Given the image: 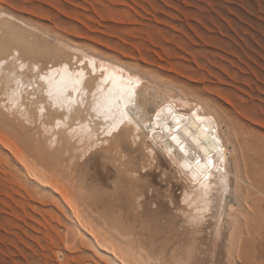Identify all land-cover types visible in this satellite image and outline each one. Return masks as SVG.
I'll return each instance as SVG.
<instances>
[{
  "label": "bare ground",
  "instance_id": "1",
  "mask_svg": "<svg viewBox=\"0 0 264 264\" xmlns=\"http://www.w3.org/2000/svg\"><path fill=\"white\" fill-rule=\"evenodd\" d=\"M190 117L217 140L184 156L167 140L189 134ZM241 129L228 135L209 103L0 5V153L72 214L69 247L79 236L116 264L213 262L239 213L264 219V134Z\"/></svg>",
  "mask_w": 264,
  "mask_h": 264
},
{
  "label": "rangeland",
  "instance_id": "2",
  "mask_svg": "<svg viewBox=\"0 0 264 264\" xmlns=\"http://www.w3.org/2000/svg\"><path fill=\"white\" fill-rule=\"evenodd\" d=\"M0 5L209 103L230 136L239 127L244 138L253 130L264 134V0H0ZM234 146L245 192L248 156L238 141ZM3 156L0 264H116L79 236L69 247L70 231L81 233L72 214L25 181L24 172ZM237 216L224 231L230 247L221 246V257L214 252L210 264H264V219Z\"/></svg>",
  "mask_w": 264,
  "mask_h": 264
},
{
  "label": "snow or ice",
  "instance_id": "3",
  "mask_svg": "<svg viewBox=\"0 0 264 264\" xmlns=\"http://www.w3.org/2000/svg\"><path fill=\"white\" fill-rule=\"evenodd\" d=\"M129 95L131 96V95H134V93H132L131 92V90L129 91ZM125 115H127V113H125ZM157 115H159L158 113H157ZM177 123H178V121H177ZM171 139L173 140V141H175L177 144H180V141H179V139H178V137H176V136H172L171 137ZM214 139V138H213ZM182 152H184L185 151V148L183 147V146H181V149H180ZM169 151H171V148H169Z\"/></svg>",
  "mask_w": 264,
  "mask_h": 264
}]
</instances>
